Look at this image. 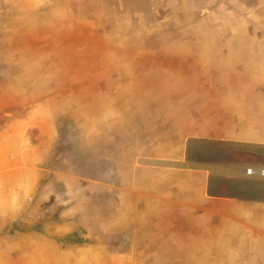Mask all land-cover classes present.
<instances>
[{
    "label": "rangeland",
    "instance_id": "1",
    "mask_svg": "<svg viewBox=\"0 0 264 264\" xmlns=\"http://www.w3.org/2000/svg\"><path fill=\"white\" fill-rule=\"evenodd\" d=\"M243 88H264V0H0V264H264V184L211 180L214 196L263 200L227 203L208 255L105 230L129 143L264 168V145L211 139L235 136L234 114L217 116ZM80 213L100 240L56 230Z\"/></svg>",
    "mask_w": 264,
    "mask_h": 264
},
{
    "label": "crops",
    "instance_id": "2",
    "mask_svg": "<svg viewBox=\"0 0 264 264\" xmlns=\"http://www.w3.org/2000/svg\"><path fill=\"white\" fill-rule=\"evenodd\" d=\"M229 95L242 98L235 100L228 111L219 112L217 121H227L226 113L234 114L228 120L233 122L235 136L219 135L211 139L264 145V88H243ZM208 134H205L207 139L210 138ZM204 141L207 140L201 139V143L204 144ZM149 142L151 144L147 145V142L139 140L140 146L136 151L129 143L123 153V161L126 163L122 169L124 199L119 204L107 205L112 209L118 207L121 211L116 214L106 213V237H112V233H115L114 225L119 224L123 239L139 250L148 249L151 253L160 245L163 249L175 252L186 251L172 253L179 256H193V252L199 249L201 254L195 252V256L208 255L204 251L209 246L211 223L218 225L226 222L227 203L235 205L250 200L241 196H214L210 190L211 180L233 182L235 192L241 194H245V190L250 192V185H254L255 190L260 188L264 180L246 176L245 169L248 167L239 162L211 164L208 159H191L186 152L187 146L184 152H179V141L176 139L169 140L168 150L164 145L167 143L161 137L150 138ZM257 200L263 199L252 198L249 204H256ZM114 215H119L116 217L118 222L113 219L109 223L108 218ZM216 215L222 221H211V216L213 219ZM84 216V213H80L75 220L77 222L66 223L56 230L62 232L65 229H76L82 232L74 233V236L78 235L76 239L83 237L100 240L96 233L93 234V226L90 228L82 225L85 223ZM78 224L81 225L76 227ZM86 230L93 236L82 235Z\"/></svg>",
    "mask_w": 264,
    "mask_h": 264
},
{
    "label": "built area",
    "instance_id": "3",
    "mask_svg": "<svg viewBox=\"0 0 264 264\" xmlns=\"http://www.w3.org/2000/svg\"><path fill=\"white\" fill-rule=\"evenodd\" d=\"M245 174L248 177H258V178H264V168L261 169H255V168H247L245 170Z\"/></svg>",
    "mask_w": 264,
    "mask_h": 264
}]
</instances>
